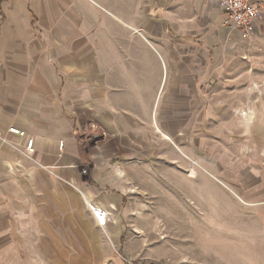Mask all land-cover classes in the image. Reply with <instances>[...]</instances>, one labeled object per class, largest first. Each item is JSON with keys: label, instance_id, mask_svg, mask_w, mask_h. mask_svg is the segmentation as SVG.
I'll return each instance as SVG.
<instances>
[{"label": "crops", "instance_id": "0c3cea01", "mask_svg": "<svg viewBox=\"0 0 264 264\" xmlns=\"http://www.w3.org/2000/svg\"><path fill=\"white\" fill-rule=\"evenodd\" d=\"M223 1L0 0V264H97L139 171L263 122L264 10L243 41Z\"/></svg>", "mask_w": 264, "mask_h": 264}, {"label": "rangeland", "instance_id": "374dc122", "mask_svg": "<svg viewBox=\"0 0 264 264\" xmlns=\"http://www.w3.org/2000/svg\"><path fill=\"white\" fill-rule=\"evenodd\" d=\"M257 86L248 95L262 102L263 122L250 120L251 134L218 133L215 156L184 158L177 170L154 163L137 171L145 176L134 181L149 185L130 187L122 237L104 232L97 264H264V84Z\"/></svg>", "mask_w": 264, "mask_h": 264}, {"label": "built area", "instance_id": "2783aa9c", "mask_svg": "<svg viewBox=\"0 0 264 264\" xmlns=\"http://www.w3.org/2000/svg\"><path fill=\"white\" fill-rule=\"evenodd\" d=\"M222 7L225 12L227 22L237 30L239 37L243 41H249L254 34L255 21L264 10V0H224ZM7 131L11 134L22 136L23 132L16 127H9ZM0 140L7 141L6 137L0 133ZM25 148H32L33 139L25 137ZM62 145V143H61ZM91 212L100 225L105 224L106 211L100 207L88 204Z\"/></svg>", "mask_w": 264, "mask_h": 264}]
</instances>
